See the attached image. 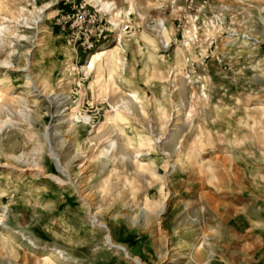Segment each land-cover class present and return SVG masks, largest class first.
Returning a JSON list of instances; mask_svg holds the SVG:
<instances>
[{
    "label": "rangeland",
    "instance_id": "374dc122",
    "mask_svg": "<svg viewBox=\"0 0 264 264\" xmlns=\"http://www.w3.org/2000/svg\"><path fill=\"white\" fill-rule=\"evenodd\" d=\"M107 1L123 64L88 69L100 47L52 23L111 14L0 0L25 35L0 37V264H264V0ZM75 107L90 121L68 129Z\"/></svg>",
    "mask_w": 264,
    "mask_h": 264
},
{
    "label": "bare ground",
    "instance_id": "6f19581e",
    "mask_svg": "<svg viewBox=\"0 0 264 264\" xmlns=\"http://www.w3.org/2000/svg\"><path fill=\"white\" fill-rule=\"evenodd\" d=\"M88 2L91 3L93 6H95L96 8H98L100 11L111 14L110 20H111V23L113 24V26L115 27L116 32H117L116 39H115L117 41L115 48L117 49L118 46L122 43V37L123 36H122V31H121L122 24H121L120 19H119L120 13L118 11L115 12V10L117 9L116 4L113 1H107V0H88ZM42 10H43V8H37L34 11H30V14L25 15L26 16L25 17V24H29L30 21L35 20L36 16L40 15ZM16 31L10 33L9 27L7 25H5L4 23H1V25H0V37L3 41L6 39L10 44L13 45L12 53H15V48H14L15 41H19V40L21 41V39L25 38V35L19 34ZM8 35H12L13 38L11 39L10 36H8ZM106 48H107V46L104 45V46L100 47L98 51L92 53L86 62L85 68L92 69V68H94V66L98 62H100L99 65H102V63H104L103 61H105L106 64H108L110 62H117V63L119 62V63L123 64V60L119 56H117V55L113 56L111 54L107 55ZM1 63L5 66L13 67L11 60L8 58L3 60ZM104 78H105V76L102 74L100 80L102 81V80H104ZM44 87H45V89L47 88V86H44ZM57 102H58V105L61 104V101H57ZM123 105L125 107H128V106H126L127 105L126 102H124ZM117 108L118 107H114V111H116ZM117 114H118V112L115 113V115H117ZM113 117H114V114H111L110 120H112ZM89 121H90V116H88L87 114L79 113V110L77 109V107H75L73 112L71 114H69V118L67 120V122L70 124L68 129H76L78 127L79 122L88 123ZM2 123L5 124L7 122L1 121L0 125ZM62 132H63L62 126H57L55 128V135H59ZM116 148H117L116 140L114 138H110L108 140V147L106 149H104L102 151V153H100V154L103 155L104 157H110ZM53 151H54L53 152L54 157L59 161L60 159H59L58 153L55 151V149ZM59 164H60L61 170L63 172L68 171L67 167L65 165H63L61 161H59ZM56 180L60 181L62 183V180L60 178H56ZM76 185H77V189L80 190V187L78 186V184H76ZM143 210H144L143 211L144 214L146 213V211H149V209L146 208V206L144 207ZM164 211H165V206L161 208L159 214L160 215L163 214ZM45 259L49 260L48 257H45ZM139 264H144V263H141L139 261Z\"/></svg>",
    "mask_w": 264,
    "mask_h": 264
},
{
    "label": "built area",
    "instance_id": "2783aa9c",
    "mask_svg": "<svg viewBox=\"0 0 264 264\" xmlns=\"http://www.w3.org/2000/svg\"><path fill=\"white\" fill-rule=\"evenodd\" d=\"M60 23L68 31V38L76 49L92 51L108 41L115 28L96 10H90L86 4L74 6L72 11L61 16ZM123 30L130 29L128 23Z\"/></svg>",
    "mask_w": 264,
    "mask_h": 264
},
{
    "label": "crops",
    "instance_id": "0c3cea01",
    "mask_svg": "<svg viewBox=\"0 0 264 264\" xmlns=\"http://www.w3.org/2000/svg\"><path fill=\"white\" fill-rule=\"evenodd\" d=\"M66 10L70 12L72 10V8L71 9H67L66 8L65 11ZM57 32L62 33L63 35H65L68 38V31H67V29L64 26H62L59 21H58V24H57V22H53L52 23V30H51L50 33L52 34V33H57Z\"/></svg>",
    "mask_w": 264,
    "mask_h": 264
}]
</instances>
